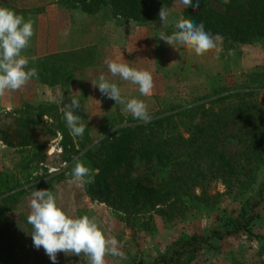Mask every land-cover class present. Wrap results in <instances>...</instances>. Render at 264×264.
<instances>
[{
    "label": "trees",
    "instance_id": "obj_1",
    "mask_svg": "<svg viewBox=\"0 0 264 264\" xmlns=\"http://www.w3.org/2000/svg\"><path fill=\"white\" fill-rule=\"evenodd\" d=\"M56 1L89 15L108 9L114 19L150 28V38L157 41V47L162 45L159 35L165 25L159 17L161 8L165 6L169 11L180 3ZM9 9L23 16L30 14L14 7ZM182 18L197 25L202 22L210 34L219 33L242 47L264 43V0H230L227 4L224 0H200L196 9L185 6ZM96 49L29 61L28 68L38 71V77L32 80L71 95L78 75L95 63ZM260 79L257 87L243 84L215 88L186 104L158 107L148 123L135 118L120 122L106 119L102 135L95 141L88 127L82 137L73 136L55 103L19 104L15 113L5 115L13 116L20 140L15 144L8 138V131H1V142L8 148L17 146L25 153L24 161L29 162L19 174L0 172V233L11 224L20 197L32 190L55 193V186L47 187L50 182L72 179L76 158L91 169L93 182L82 186L90 202L106 206L118 220L134 222L145 235L156 234L155 216L168 227L187 219L193 210L216 214L215 224L205 232L182 235L155 258L133 259L130 264H194L207 251L218 253L223 242L264 240V236L254 232L264 203V74ZM36 131L61 138L65 167L56 173L45 168V174L35 175L28 170L31 164H38L37 158L43 152V146L33 137ZM234 145L238 148L230 150ZM215 183L225 187L226 195H252L228 213L222 209L223 195L211 194ZM30 213L31 209L20 214L18 220L26 225L30 245L35 247L33 227L27 221ZM29 246L23 242H0V264H11L12 251Z\"/></svg>",
    "mask_w": 264,
    "mask_h": 264
},
{
    "label": "rangeland",
    "instance_id": "obj_2",
    "mask_svg": "<svg viewBox=\"0 0 264 264\" xmlns=\"http://www.w3.org/2000/svg\"><path fill=\"white\" fill-rule=\"evenodd\" d=\"M31 1L15 0L8 1L9 3L7 4L9 8H28L30 3H32ZM184 10L185 6L183 4H174L168 11V23L164 25L163 33L171 35L173 32L178 31L175 28V23L183 17ZM118 23L120 25L126 24L121 20H118ZM144 28H146L149 35L151 29ZM140 31L145 35L144 30ZM143 39L147 40L146 37H143ZM140 42L138 37L128 38L126 41V48L128 47V49L125 47L119 48V50L125 49V52L121 53L119 58L124 61L130 57L132 52L136 53ZM153 42L154 47L152 48V53L151 51L149 53V62L146 64L149 69L146 70L149 71L151 69V71H154L155 66L156 72L162 74V76L164 75V77L157 79L156 82L154 81L155 88H153L150 96H142L139 89L132 90V82L126 83L123 88L120 87L118 76L111 75L105 60H115V56L112 55H116L117 50L103 47L93 50L97 55L95 63L86 69L85 75L84 73L78 75L79 77L73 86V95L80 101L81 106L76 110V114L80 115L85 125L90 128L93 141L101 137L106 119L109 122L115 118L116 121L120 122L121 120L134 118L131 113L123 111L124 105L115 104L113 99L101 94L98 86L93 87L92 81L98 82V76L101 73L105 74L110 82L118 85L124 99L137 98L144 100L148 105L150 114L158 107L163 109L172 105L186 104L197 97L205 96L215 88L235 87L243 84L257 87L261 81L260 75L264 74V43L242 47L231 40L223 39L219 52L210 50L204 55L198 56L192 49L180 44L176 45L177 49L165 41H159L162 42L161 47L156 46L157 41ZM129 51L132 52L128 57ZM49 95L54 99V91H50ZM28 104L29 106L34 105ZM63 118L66 121L64 116ZM15 128L16 122L13 116L1 113L0 141L3 138L1 131L6 133L8 131V138L17 144L20 138L16 135ZM33 137L38 144L43 146V152L40 158H37L38 164H31V167H27L31 173L35 175L45 174V168H47L49 173H56L59 169L65 167L60 136L56 138L45 131H36V135ZM232 148L236 150L238 146L229 147L230 150ZM24 160L25 153L18 149L17 146L8 148L4 144L0 145V172L19 174L23 172L29 162ZM71 180H60L58 178L50 182L47 187L55 186L53 195L67 214L73 217H82L84 215H88L90 218L95 217L105 235L107 237H115L118 240V248L123 253V256L106 255V264H130L133 259L139 261L144 257L147 259L155 258L182 235L201 234L215 224L216 214L203 213L197 210H193L187 219L176 221L168 227L165 226L160 217L155 216L154 222L157 232L150 237L140 232V228L134 222L118 220L106 206L94 202L91 203L85 195L83 187H77L75 184L70 183ZM33 191L35 190L19 198L18 209L12 215L11 224L0 233V242L9 241L14 244H22L23 242L25 247L30 245L27 227L19 222L18 216L22 213H28L31 209L30 202ZM225 192L226 189L221 183H215L211 187L212 195L217 193L223 195L222 209L228 213L237 210L240 204L252 195V192H250L245 197H235L226 195ZM260 213L261 219L254 227V232L264 236V203ZM220 247L221 250L218 253L205 252L194 264H262L261 262L264 260V240L248 241L245 238L231 240L221 243ZM68 254L67 256L63 252L57 253V264H90L88 257L84 253H81L80 256L72 253ZM10 262L11 264H53L43 247L37 249L32 247V245L25 250L16 249L12 251Z\"/></svg>",
    "mask_w": 264,
    "mask_h": 264
},
{
    "label": "clouds",
    "instance_id": "obj_3",
    "mask_svg": "<svg viewBox=\"0 0 264 264\" xmlns=\"http://www.w3.org/2000/svg\"><path fill=\"white\" fill-rule=\"evenodd\" d=\"M179 2L193 9L198 8L200 4V0H196L195 3L193 0H179ZM229 2L230 0H224L225 4ZM168 15L166 7H162L159 17L164 24L168 23ZM175 28L178 31L171 35L161 32L159 39L175 48L180 44L192 49L198 56L210 50L217 52L221 50L223 37L219 33L212 35L207 32L202 22L197 25L191 19L181 18L175 23ZM33 35L34 21L25 20L22 14H17L12 9L0 7V97L6 92L21 89L33 77H38L37 69L28 68L29 59L22 55ZM105 63L112 76L118 75L121 79L138 85L142 96L152 94L154 80L150 71L137 69L126 62H118L114 59H106ZM92 84L93 87L98 86L102 95L113 99L115 104L124 105L123 111L131 113L135 119L145 123L151 121L152 116L146 102L137 98L124 99L118 85L110 82L105 74L101 73L98 82L92 81ZM80 107V101L74 96L71 97L69 104L62 107L70 133L75 137H82L85 128L88 127L80 115L76 114V110ZM73 159L75 164L70 183L77 187L92 183L91 169L78 159ZM31 195V213L27 221L33 227L31 234L33 244L37 249L43 247L53 264H57L59 252L77 256L84 253L90 264H106V255L123 256L118 248V240L115 237H107L95 217L90 218L88 215L73 217L67 214L50 190H35Z\"/></svg>",
    "mask_w": 264,
    "mask_h": 264
},
{
    "label": "crops",
    "instance_id": "obj_4",
    "mask_svg": "<svg viewBox=\"0 0 264 264\" xmlns=\"http://www.w3.org/2000/svg\"><path fill=\"white\" fill-rule=\"evenodd\" d=\"M8 1L15 0H0V7L9 8ZM31 2L28 8H15L19 11L29 12L30 14L24 16L25 20L34 21V35L30 39L29 46L22 51V55L27 57L29 61L54 54L103 47L117 50L116 55L112 56H115V60L118 62H126L129 66L137 69H149L146 64L149 62V53L150 51L152 53L154 42L150 38V34L148 35L146 28L133 23L120 25L107 9L89 15L77 9L64 7L56 0H34V2L32 0ZM140 30H144L145 35ZM131 37L140 38V45L137 46L138 51L136 53L129 51L128 57L132 52L130 57L122 61L119 57L121 53L125 52V49L119 50V48H126V41ZM143 37H146L147 40ZM149 71L152 73L155 82L164 77V75L156 72L155 66L154 71L151 69ZM118 78L122 88L130 82L121 79L119 76ZM171 78L173 79V77ZM131 88L132 90L139 89V86L132 84ZM50 91H54V99L49 95ZM72 91L74 90L72 89ZM72 96L74 95L66 94L58 87L50 89L31 79L21 89L6 92L3 97H0V114H13L19 104L24 105V103L27 105H29L28 103L34 105L55 103L59 105L63 113L61 108L71 102ZM0 145H3L1 141Z\"/></svg>",
    "mask_w": 264,
    "mask_h": 264
}]
</instances>
